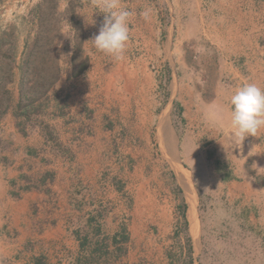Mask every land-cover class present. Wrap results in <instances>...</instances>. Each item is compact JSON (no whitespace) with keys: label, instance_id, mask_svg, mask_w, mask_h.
<instances>
[{"label":"rangeland","instance_id":"obj_1","mask_svg":"<svg viewBox=\"0 0 264 264\" xmlns=\"http://www.w3.org/2000/svg\"><path fill=\"white\" fill-rule=\"evenodd\" d=\"M144 1L121 0L133 16L116 60L90 40L105 16L95 0H0V165L18 155L11 131L34 133L43 145L26 150L27 170L42 165L53 180L65 158L70 191L88 196L79 159L92 148L96 192L69 199L68 232L80 243L70 264H264V165L232 175L263 190L226 189L233 168L202 132L226 125L215 115L231 108L227 87L206 83L199 36L136 29L154 18Z\"/></svg>","mask_w":264,"mask_h":264},{"label":"crops","instance_id":"obj_2","mask_svg":"<svg viewBox=\"0 0 264 264\" xmlns=\"http://www.w3.org/2000/svg\"><path fill=\"white\" fill-rule=\"evenodd\" d=\"M157 1L159 3L153 6L147 5L146 0L143 3L146 10L155 9L154 18L148 22L151 28L145 29L141 25L136 29L143 36L151 33L161 35L165 30L168 38L192 40L199 36L204 40L202 70L211 72L204 79L209 86L227 87L228 96L223 102L228 101L235 89L246 82L264 87V0ZM157 47L160 49L159 44ZM180 51L177 47L170 53L177 55ZM92 73H89L85 86L90 91L94 85ZM213 77L215 81L211 82ZM230 110L227 106L228 114ZM225 124L217 128L210 126L202 133L209 136L207 150L215 151L233 168L231 176L225 180L226 189L233 195L237 189H245L247 185L263 190L255 178L240 181L232 175L238 172L234 168L241 170L252 162L260 161L264 165V128L256 136H246L237 145L231 135L230 122L226 120ZM11 132L16 135L14 147L18 155L10 165H0V264H70L73 256L75 260L80 243L68 232V216L72 211L69 199L73 197L80 201L96 192L97 158L91 157L94 155L92 148L85 154V159L75 157L82 161V172L78 175L81 183L91 187L88 196L81 192L77 195L69 188L72 176L67 172L68 160L62 158L60 161L66 167L55 166L53 180L44 177V173L50 170H45L42 165H34L27 170L23 156L28 148L38 147L34 140L42 146V139L34 133L25 138L20 133ZM37 162L33 163L43 164L40 160ZM23 173H27L25 179Z\"/></svg>","mask_w":264,"mask_h":264},{"label":"clouds","instance_id":"obj_3","mask_svg":"<svg viewBox=\"0 0 264 264\" xmlns=\"http://www.w3.org/2000/svg\"><path fill=\"white\" fill-rule=\"evenodd\" d=\"M95 7L105 16L99 33L90 39L93 47L116 60L122 59L130 39L129 23L133 13L122 5L121 0H95ZM142 15L147 18L148 13ZM88 22L95 23L94 20ZM63 34L73 42L72 34ZM228 103L230 114L219 108L215 119L221 125L225 120L230 122L231 135L237 145L246 136H256L264 128V87L246 82L235 89Z\"/></svg>","mask_w":264,"mask_h":264}]
</instances>
